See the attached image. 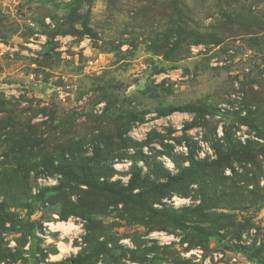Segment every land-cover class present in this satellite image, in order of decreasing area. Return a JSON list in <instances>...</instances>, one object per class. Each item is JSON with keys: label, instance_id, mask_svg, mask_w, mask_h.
I'll return each mask as SVG.
<instances>
[{"label": "rangeland", "instance_id": "374dc122", "mask_svg": "<svg viewBox=\"0 0 264 264\" xmlns=\"http://www.w3.org/2000/svg\"><path fill=\"white\" fill-rule=\"evenodd\" d=\"M3 117L0 264H264V0H0Z\"/></svg>", "mask_w": 264, "mask_h": 264}, {"label": "trees", "instance_id": "16d2710c", "mask_svg": "<svg viewBox=\"0 0 264 264\" xmlns=\"http://www.w3.org/2000/svg\"><path fill=\"white\" fill-rule=\"evenodd\" d=\"M187 110H191L190 109V107H181V106H172V107H170V108H168V110H167V113H174V112H183V111H187ZM0 121H4L6 124V126H8V125H10V124H12V120L9 118V117H3V118H1L0 119ZM5 134V133H4ZM10 135V133H8L7 134V136H9ZM72 158H74V156L72 157V156H67V159H69V160H72ZM42 168L45 170V172L47 171V172H51V173H55V172H58V173H61V174H63L62 173V171L59 169V163H55V161L53 162V167L51 168V169H47L46 167H44V166H42ZM40 172H42V171H40ZM63 182V178H62V181H61V183ZM60 183V184H61ZM59 184V185H60ZM131 185V187H134V185H132V181H131V183H130ZM54 187H56V186H54ZM41 190H42V188L39 190V192L38 193H40L41 192ZM36 195V194H35ZM244 254H245V256H247L248 258H250L251 260H254L255 258H256V255H254L253 253H250L249 251H244ZM79 261V259L78 258H70V259H67L65 262L66 263H69V262H78ZM257 263H261V261L260 260H257L256 261Z\"/></svg>", "mask_w": 264, "mask_h": 264}, {"label": "built area", "instance_id": "2783aa9c", "mask_svg": "<svg viewBox=\"0 0 264 264\" xmlns=\"http://www.w3.org/2000/svg\"><path fill=\"white\" fill-rule=\"evenodd\" d=\"M62 174L55 172V173H40L37 176L38 184L35 185L32 190L34 194H37L39 190L43 187H54L61 183L62 181Z\"/></svg>", "mask_w": 264, "mask_h": 264}, {"label": "bare ground", "instance_id": "6f19581e", "mask_svg": "<svg viewBox=\"0 0 264 264\" xmlns=\"http://www.w3.org/2000/svg\"><path fill=\"white\" fill-rule=\"evenodd\" d=\"M59 224H60V223H59ZM59 224H58V225H59ZM58 225H55V227H56V228H57V227L60 228Z\"/></svg>", "mask_w": 264, "mask_h": 264}]
</instances>
